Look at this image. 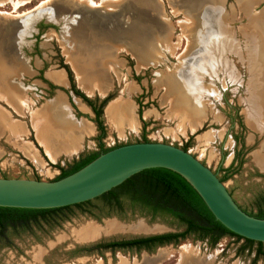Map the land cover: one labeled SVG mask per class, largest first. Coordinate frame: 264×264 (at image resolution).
Returning a JSON list of instances; mask_svg holds the SVG:
<instances>
[{"label": "rangeland", "instance_id": "374dc122", "mask_svg": "<svg viewBox=\"0 0 264 264\" xmlns=\"http://www.w3.org/2000/svg\"><path fill=\"white\" fill-rule=\"evenodd\" d=\"M92 1L101 5L0 0V64L7 78L0 86V177L53 180L59 174L54 165L66 168L80 154L98 150L95 127L94 135L81 139L92 127L75 124L92 122V114L81 107L60 65L92 98L100 97L83 92L85 75L100 76L96 69L103 66L108 94L119 102L102 108V147L144 137L185 147L218 178L230 166L222 184L243 211L257 214L264 207V0H212L210 6L206 0ZM187 19L190 24L181 23ZM49 69L61 70L67 83H50L44 77ZM52 78L63 82V76ZM126 111L142 129L131 131L135 126L117 115ZM55 131L66 135L62 143L78 142L72 153L60 149L50 160ZM91 200L25 229L0 232V264H177L181 258V264L255 263L253 244L237 254L241 243L232 236L210 245L194 233L136 253L89 250L109 239L184 230L175 218L151 215L127 199L118 206Z\"/></svg>", "mask_w": 264, "mask_h": 264}, {"label": "water", "instance_id": "95a60500", "mask_svg": "<svg viewBox=\"0 0 264 264\" xmlns=\"http://www.w3.org/2000/svg\"><path fill=\"white\" fill-rule=\"evenodd\" d=\"M147 168H164L178 174L222 226L240 237L264 243V218L243 211L215 172L192 154L164 142L118 145L58 179L0 177V207L46 209L84 202Z\"/></svg>", "mask_w": 264, "mask_h": 264}, {"label": "trees", "instance_id": "16d2710c", "mask_svg": "<svg viewBox=\"0 0 264 264\" xmlns=\"http://www.w3.org/2000/svg\"><path fill=\"white\" fill-rule=\"evenodd\" d=\"M60 66L63 67L66 72L70 86L69 88L72 93L78 96L93 112L91 120L97 131L95 140L98 150L80 154L77 159L73 160L66 168L54 165L59 169V174L54 179H58L76 171L94 159L98 154L116 147H102V139L105 135V128L101 119L102 108L105 103L111 99L112 95L107 94L101 99L96 97L89 98L85 96L74 87L71 72L66 64H61ZM137 116L140 120V110H137ZM141 141L147 140L143 137ZM181 149L185 150V147H181ZM224 172L225 175L222 178H218L220 182H222L223 179L228 177L230 174V166L224 169ZM93 199H101L107 203L114 204V206H118L122 199H127L132 204L140 206L141 209L146 210L151 215L156 213L168 215L175 218L180 224L184 225V230L182 232H166L143 236L140 240L157 241L159 244L170 242L175 243L179 239L184 238L187 234L194 233L197 234L198 239L209 238V244L213 245L222 236H232L236 240L242 239L243 244L247 247L251 244L256 245L254 249V257L251 260L252 263L258 257H261L264 260V250L262 249L264 243L240 237L227 230L214 219L191 186L178 174L170 170L164 168L143 169L131 175L119 185ZM91 201L92 200H87L63 207L46 209L0 207V232H3L8 227L14 228L16 226H19L21 229H25L28 223H34L38 219H44L48 214L51 215L59 213L62 210H68L71 207L81 208L83 205L91 203ZM253 216L264 218V207L259 209L258 213ZM117 245L120 244L110 243L108 245H101L99 243H95L89 250H93L94 248H113Z\"/></svg>", "mask_w": 264, "mask_h": 264}, {"label": "crops", "instance_id": "0c3cea01", "mask_svg": "<svg viewBox=\"0 0 264 264\" xmlns=\"http://www.w3.org/2000/svg\"><path fill=\"white\" fill-rule=\"evenodd\" d=\"M3 64H0V86L1 85H3L4 83H6V77H4V68H3V66H2ZM27 66V65H26ZM24 67L23 68V71H26L27 70V67ZM30 67V66H29ZM96 70H99V71H101V72H103L102 73V75H100V76H96L95 75V73H89L88 72V74H86L85 76H86V80H84V82H83V92L85 93V94H87V95H92V96H95V95H97L98 97H103L104 95H106V94H108V91H110V89H111V82H109L108 81V78L107 77H104V75H105V70L103 69V66H99ZM29 71L31 72V73H35V71H33L32 70V68L30 67V69H29ZM53 75H57V76H63V82L62 83H58V82H56L52 77H53ZM44 77L46 78V79H48L49 80V82L50 83H52V84H62V85H64L65 83H67V78L65 79V75L63 74V72L61 71V70H58V69H56V70H47V72L45 71L44 72ZM97 89V90H96ZM264 97V96H263ZM89 98H92V97H89ZM94 98V97H93ZM99 98V99H100ZM262 100H264V98H262ZM116 102H119L118 100H116V99H110V100H108V102L107 103H105V105H104V109H103V111L105 112V108H106V106L109 104V103H116ZM80 105H81V107H85L87 110H89V112L92 114V112H91V110H90V108L83 102V101H80ZM129 105V104H128ZM129 109L131 110V113H132V107L129 105ZM133 114V113H132ZM103 115L105 116V113H103ZM91 119H92V117H91ZM85 123H89L90 125H91V127H92V130H91V132L89 133V134H82L81 135V139H83L85 136L87 137V136H89V135H94L93 134V132L95 131L94 130V127H95V125H93L94 123H92L90 120H85L84 122H82V123H76L75 125L76 126H78V127H80V125H84ZM111 123V122H110ZM135 127L134 128H132V129H134V130H131V131H138V128H141L142 129V127L141 126H139V122H138V120L135 118ZM112 126H113V124H111ZM115 126V125H114ZM131 129V128H129V127H126V126H124L123 127V130L124 129ZM115 129V128H114ZM122 129V127H121V125L120 126H116V130H118V131H120ZM115 131V130H114ZM63 133H56V131L53 133V135H51V137H49L50 139L52 138V139H54V140H56V141H52L51 143L49 142V151H50V153L52 154V160L54 159V154H55V152L56 151H58V150H60V149H70L69 151H70V153H72L74 150H75V146L77 145V143L76 142H78V138H77V141L76 142H74V143H72V144H64V143H62V142H64V138L66 137V135L65 134H63ZM65 135V136H64ZM80 135V134H79ZM51 139V140H52ZM57 141H59V142H61V143H56ZM89 152H92V151H89ZM88 153V152H87ZM50 159V158H49ZM51 160V159H50ZM260 163L264 166V157L262 156L261 158H260ZM261 166V165H260ZM236 240V239H235ZM236 241H240V246H238V248H237V250H236V253L238 252L239 253V251L240 250H242L244 247V249H246L245 251H248L249 250V248H247L244 244H243V240L242 239H237ZM253 247L254 248H251V250H250V252H251V254H252V259H253V257H254V249H255V247H256V245L255 244H253ZM263 249V248H262ZM237 253V254H238ZM257 261H262V262H264V260L261 258V257H258V258H256L255 259V263L257 262ZM254 263V264H255Z\"/></svg>", "mask_w": 264, "mask_h": 264}, {"label": "flooded vegetation", "instance_id": "af4514ba", "mask_svg": "<svg viewBox=\"0 0 264 264\" xmlns=\"http://www.w3.org/2000/svg\"><path fill=\"white\" fill-rule=\"evenodd\" d=\"M49 26H51V25H49ZM47 28H48V26H47ZM92 117H93V112H92ZM140 238L141 237L123 238V239H109L106 241H101V242H99V244H101V245H108L110 243L120 244V245H117L113 248L108 247L106 249H108L109 251H115V250H117V251H128V252L133 251L134 253L139 252V251H148L153 246H161L162 245V244H159L157 241H143V240H140ZM121 244H123V245H121ZM165 244H167V243H165Z\"/></svg>", "mask_w": 264, "mask_h": 264}, {"label": "bare ground", "instance_id": "6f19581e", "mask_svg": "<svg viewBox=\"0 0 264 264\" xmlns=\"http://www.w3.org/2000/svg\"><path fill=\"white\" fill-rule=\"evenodd\" d=\"M106 1H109V0H101V2L102 3H106ZM112 1H115V0H111L110 2H112ZM204 1V0H203ZM87 2H88V4L91 6V7H98V6H100L99 4H96L95 2H93L92 0H87ZM194 2H196V0L194 1ZM212 0H206L205 1V5L206 6H210V5H212ZM20 3V2H19ZM202 3V2H201ZM21 4V3H20ZM107 4V3H106ZM156 4V3H155ZM154 4V5H155ZM196 4V3H195ZM195 4H193L192 3V1L191 2H188V5H189V7L191 8V9H193L194 7H193V5H195ZM0 5H2L1 3H0ZM17 5H18V3H17ZM199 5V4H198ZM201 5V4H200ZM40 8V7H39ZM39 8H36V10L37 9H39ZM194 10V9H193ZM156 11V10H155ZM8 15V14H7ZM181 23H184V24H190V21L187 19V20H183V22H181ZM179 41V40H178ZM177 47V46H176ZM56 76V75H55ZM61 77V76H60ZM58 78V77H57ZM97 90V89H96ZM113 109V108H112ZM110 110H111V108H110ZM111 112V111H110ZM126 112H128V111H126ZM126 112H121V113H118L117 115H123V117H125L126 119H128V126H130V127H133V126H135V123H134V120H133V118H132V116H131V114L128 112V113H126ZM111 113H114V111L113 112H111ZM108 114V113H107ZM110 114V113H109ZM73 135H77L76 133H74ZM67 140H68V138H67ZM65 141V143L64 144H72V142L73 141H71V139L70 140H68V141ZM51 142V141H50ZM68 146V145H67ZM50 158H51V160H52V155H50ZM192 261V260H191ZM190 261V263L189 264H199V263H197V262H191ZM182 263V258L181 259H179L178 261H177V264H181Z\"/></svg>", "mask_w": 264, "mask_h": 264}]
</instances>
